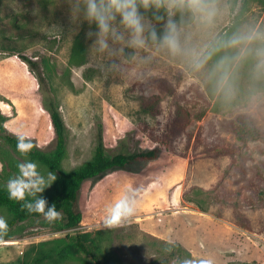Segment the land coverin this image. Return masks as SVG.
<instances>
[{
	"label": "rangeland",
	"instance_id": "rangeland-1",
	"mask_svg": "<svg viewBox=\"0 0 264 264\" xmlns=\"http://www.w3.org/2000/svg\"><path fill=\"white\" fill-rule=\"evenodd\" d=\"M210 2L216 9L210 26L187 14L192 21L185 28L193 46L221 39L236 17L240 33H264V0ZM88 31H95V25L82 17L73 22L67 0H0L2 132L16 136L23 131L33 145L51 151L54 130L41 102L51 95L66 125L63 170L91 159L99 127L108 153L158 147V158L85 180L75 205L83 218L73 229L54 232L45 218L14 225L0 240V264H22L28 246L64 233L97 231L101 258L113 264H182L202 258L214 264H264V201L258 196L264 190V141L239 138L245 125L264 129V85L252 87L234 65L237 90L230 98L221 97L208 72L226 55L222 51L200 72L155 49L141 52L138 61H130L127 53L133 50L125 49L123 58H114L118 68L101 70L89 51ZM78 33L84 37L87 61L68 73L71 89L64 74ZM153 95L158 99L143 100ZM226 144L239 151L218 153ZM25 160L0 136V186L18 175L17 165ZM37 164L45 177L53 172ZM126 187L135 190L137 212L106 227L105 208ZM239 215L250 230L239 226ZM0 216L6 219L2 209ZM66 264L94 262L80 255Z\"/></svg>",
	"mask_w": 264,
	"mask_h": 264
},
{
	"label": "clouds",
	"instance_id": "clouds-1",
	"mask_svg": "<svg viewBox=\"0 0 264 264\" xmlns=\"http://www.w3.org/2000/svg\"><path fill=\"white\" fill-rule=\"evenodd\" d=\"M73 22L82 17L95 31H88L89 48L98 61L101 70L118 68L114 58H123L125 49L130 61L141 60L140 53L155 49L173 58L183 60L193 72H200L213 57L224 49L236 50L234 55L219 56L208 75L214 90L223 98H230L237 90L236 74L233 66L251 60L250 78L264 81V33L252 29L237 33L226 39L214 40L203 47L191 44L183 21V13L190 12L206 25L214 22L216 9L210 0H67ZM151 12V19L147 13ZM177 12L181 19H176ZM155 21V22H153ZM160 25V27H157ZM105 61H109L105 63ZM16 149L22 155L30 153L34 147L23 131L16 133ZM18 175L8 179V197L15 201H26L24 207L29 212L42 214L53 222L61 218V213L41 195L56 180L53 172L41 174L36 162L25 160L18 163ZM135 190L126 187L122 193L105 208L104 224L115 227L133 217L137 212ZM132 193V195H130ZM32 198L26 200V198ZM7 220L0 216V240L7 234ZM182 264H214L212 259H185Z\"/></svg>",
	"mask_w": 264,
	"mask_h": 264
},
{
	"label": "trees",
	"instance_id": "trees-1",
	"mask_svg": "<svg viewBox=\"0 0 264 264\" xmlns=\"http://www.w3.org/2000/svg\"><path fill=\"white\" fill-rule=\"evenodd\" d=\"M188 12L183 13L184 24L192 21L191 17H187ZM151 19V12L147 13ZM176 19H181V13L177 12ZM155 22V21H153ZM240 17H236L235 23L223 35L221 39H226L234 34L240 33L239 29ZM160 27V25H157ZM226 55H230L232 49H224ZM216 58V56H215ZM28 63L33 68H38V65L27 59ZM87 61V49L82 33H78L73 41L70 55L68 59V69L66 73H70L74 67H81ZM251 60L241 62L236 65L235 73L246 83L252 87H262L264 81H253L250 78ZM66 84L73 89L74 84L70 80V76L64 74ZM85 78H90V75L85 72ZM41 80V78H40ZM157 95L151 97H143L144 101L156 100ZM42 107L48 112L51 124L55 135V146L51 151H43L34 145L32 151L27 155H22L16 149L17 137L11 134L3 133L2 125L0 124V136L8 148L29 160L37 162L48 170L55 172L56 180L50 191L43 197L48 201V205H55L56 209L61 213V218L51 222L54 232L73 229L79 225L83 215L75 208L79 190L85 180L92 179L100 174L115 168L126 169L132 165H139L144 162L153 161L158 158L159 148L153 147L142 150H124L115 153H108L102 137L101 128H98L96 136V145L91 159L76 168L65 171L62 169V160L66 153V125L59 106L56 100L51 95H45L41 98ZM4 118L0 113V122ZM183 126V124H181ZM239 138L243 141H264V129L260 130L254 126H243L239 131ZM245 144V143H244ZM239 147L231 144L222 145L217 150L218 153L232 154L238 152ZM258 196L264 201V190L258 192ZM32 198H26L31 200ZM26 201H15L8 197L6 187L0 186V209L6 215L8 223V231L17 223L35 219L44 218L42 214L29 212L25 207ZM204 211V209H202ZM239 218L242 223L239 224L245 230H250L248 223L241 215ZM102 237L100 231L95 234L88 232L83 233H64L61 236L44 240L36 244L28 246L22 255V264H66L69 261L75 260L80 255L88 256L94 264H113L107 260H103L104 256L101 248ZM158 264H166V261H161Z\"/></svg>",
	"mask_w": 264,
	"mask_h": 264
}]
</instances>
